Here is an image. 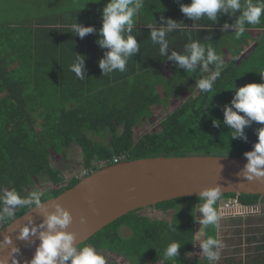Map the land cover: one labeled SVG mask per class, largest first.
I'll return each mask as SVG.
<instances>
[{"label": "trees", "instance_id": "trees-1", "mask_svg": "<svg viewBox=\"0 0 264 264\" xmlns=\"http://www.w3.org/2000/svg\"><path fill=\"white\" fill-rule=\"evenodd\" d=\"M190 2L144 0L135 26L140 33L137 36L140 51L129 59L126 72L114 71L107 76L98 63L106 51L97 44L98 31L83 39L71 31L76 21L99 30L102 9L108 0H99L100 4L95 0H45L44 9L40 11L33 8L34 5L22 3V24L15 27L0 22V188H15L22 196H27L37 191L31 190L36 185V177L47 174L53 187L41 192L45 200L58 196L79 182L74 177L70 183H65L55 162L56 156H63L74 144L82 149L86 169L102 160L112 164L116 156H122V160L186 155L245 157V152L253 150L258 142L256 130L264 125L253 122L246 127L247 141L232 139L231 129L223 124V108L233 99L235 87L264 83L260 74L264 69L258 70L256 65L264 46L254 42L264 36V16L259 24L245 26L242 38L236 41L239 47L230 53V61L212 92L203 93L198 89L196 96L159 119V130L135 136L140 124L155 117L153 106L169 95L170 91L162 97L158 86H169L175 76L194 80L184 69H179L176 62L159 54V46L151 42V29L147 25L158 27L157 23L164 24L167 18L186 25L169 35L167 55L173 50L182 51L188 34L212 44L231 34L234 36L232 29L227 33L221 29L226 21L235 22L241 14L239 10L235 16L224 15L219 23L193 21L180 9L181 3ZM33 20L41 23L34 27ZM197 23V27H193ZM133 34L136 35V31ZM250 48L253 52L248 57L250 53L245 52ZM76 54L86 57L84 80L70 70ZM165 69L171 73L170 81ZM182 82L184 84L179 80L175 86L180 87ZM220 97L228 98L225 104L216 103ZM213 118L221 121L219 127L213 125ZM60 184L65 187L59 189ZM236 196L221 195L216 207L219 209L221 202ZM239 200L245 205H256L264 202V195L241 194ZM181 202H187L189 207L178 210ZM199 203L198 197H183L149 207L163 213L175 210L169 221L140 211L131 212L106 226L87 243L124 255L133 262L191 264L189 255L198 250L202 253L199 241L210 236L212 229V226L202 228L193 217L192 209ZM32 207L16 209L11 221ZM169 224L177 231L169 229ZM121 227H128L131 235L123 237ZM262 240L259 251L264 250V237ZM174 241L181 245L179 255L165 260L164 251ZM229 261L234 260L231 257ZM251 261H264V251ZM207 263L203 256L196 264Z\"/></svg>", "mask_w": 264, "mask_h": 264}, {"label": "clouds", "instance_id": "clouds-1", "mask_svg": "<svg viewBox=\"0 0 264 264\" xmlns=\"http://www.w3.org/2000/svg\"><path fill=\"white\" fill-rule=\"evenodd\" d=\"M95 2L98 3L99 0H95ZM142 8H144V0H108L102 9V27L99 30L94 26H84L77 21L72 25L71 33L78 34L81 39L98 31L97 44L102 49H106L103 58L98 62L104 76L114 71L126 72L129 59L140 51L141 43L137 41V36L140 33L135 26ZM180 9L186 17L193 21L203 19L213 23H219V19L224 15L235 16L239 10L241 14L235 22L230 24L226 21L221 29L225 33L232 29L234 36L238 39L245 32L246 25H257L261 22V17L264 16V0H191L188 4L181 3ZM161 20L163 21L164 17H161ZM157 24L158 27L151 24L147 26L151 29V42L159 46V54L176 62L178 67L184 69L189 76L197 74L196 88L201 92H212L215 82L221 77L222 71L226 67L224 57L218 54L212 43L193 39L191 34H188V42L182 51L173 50L171 55H167L170 49L169 35L186 25L171 18H167L164 24ZM197 25L198 23L193 27H197ZM134 31H136V35L133 34ZM206 39L210 40V38ZM85 59V56L76 54V59L70 68L80 80H84L85 77ZM205 73L208 74L204 75ZM260 74L264 76V73ZM233 90L235 92L233 99L223 108V124L231 129L232 139L239 138L247 141L246 127L251 126L253 122L264 125V83H250L239 88L235 87ZM220 124L219 119L213 118L214 126L219 127ZM256 132L258 142L255 143L253 150L244 153L247 163L241 172L248 180L264 178V126L258 128ZM96 163H93L90 168L92 171L89 174L94 172L93 169L102 168H94ZM108 165H113V162ZM82 171L74 173L68 180H65V183H70L75 175ZM64 187V184L58 185L59 189ZM50 189L52 187L48 190ZM0 192H2L0 194V223L11 222L18 208L43 207L42 199H46L45 194L38 190L30 192L27 196H22L15 188L11 190L0 188ZM221 195L220 186L205 188L198 196L200 203L192 209L193 217L203 226L202 228L212 226L216 230L215 236L210 235L199 241L202 249L201 254L206 258L208 264H215L220 260L221 250L224 248L219 237L221 216L216 207ZM54 209L52 212H45L46 218L39 227H46L47 230L40 232L41 243L33 258L26 261L25 264H106V258L102 252L92 245L77 244L76 233L67 231L73 221L70 211L59 203L54 205ZM197 212L202 215L197 217ZM85 221L86 218L81 217V223ZM168 227L177 231L172 224H169ZM36 231V228L30 229L25 226L21 230L19 238L26 240L30 234L35 235ZM11 244L12 240L9 236H5L4 240L0 241V247ZM180 247L179 242H171L165 249L163 258L165 260L177 258ZM18 253H20L18 247L11 248L9 253L11 264H19ZM0 264H9V259H0Z\"/></svg>", "mask_w": 264, "mask_h": 264}, {"label": "water", "instance_id": "water-1", "mask_svg": "<svg viewBox=\"0 0 264 264\" xmlns=\"http://www.w3.org/2000/svg\"><path fill=\"white\" fill-rule=\"evenodd\" d=\"M246 157L219 155L157 156L124 160L102 167L83 177L76 185L56 197L32 207L0 229V241L11 237L12 244L0 247V259H11L12 247H18L19 264L35 255L41 243L39 226L45 212L56 203L73 216L67 231L76 233L77 244H84L109 224L131 212L183 197H198L205 188L220 186L224 194L264 195V178L248 180L242 174ZM240 173V174H239ZM81 217L86 221L81 223ZM36 228L35 235L19 238L23 227Z\"/></svg>", "mask_w": 264, "mask_h": 264}, {"label": "rangeland", "instance_id": "rangeland-1", "mask_svg": "<svg viewBox=\"0 0 264 264\" xmlns=\"http://www.w3.org/2000/svg\"><path fill=\"white\" fill-rule=\"evenodd\" d=\"M22 3L24 4L28 3L30 5H34L35 8L38 11H40L41 9H44L45 0H0V22L3 25L7 24V26L12 25L15 27L18 24H20L21 23L20 11H22V7H21ZM241 38L242 37L240 36L237 39L235 36H232L231 34L230 36L225 37L224 40L221 39V42L216 43L215 41V43L212 44L217 50L218 54H221L224 57L226 65L227 62L230 61L231 58L230 53H232L235 50V48L239 47V43H237L236 41L240 40ZM254 42H256V44L258 43V45L260 46L262 45L264 46V36L260 37L258 41H254ZM261 51L263 55L260 54L261 57L257 59V63H256V65H258L257 66L258 70L264 69V48ZM252 52L253 50H251L250 48L245 53L246 55L250 53L248 55V57H250ZM251 58H252L251 62H253L254 61L253 56ZM197 71L199 73V70ZM165 72L167 74L166 77L168 78V81H170L171 73L168 71V69H165ZM190 77H192L194 80L188 79V77H184V76H182L181 78L182 80H181L179 76L178 77L175 76L174 78H171L170 81L171 84H169V86L167 87H165V85L158 86V91L162 95V97H164V94L168 91H170L171 93L173 92V94L169 92L168 96H165V98L162 99V101L161 100L159 101V105L153 106L155 117L152 118V120L146 121L137 127V129L135 130L136 137H139L141 134L145 132H152L159 130L160 129L159 119L164 118L170 112L180 107L190 97L192 96L194 97L198 94V88H196L198 75L193 74ZM261 79L264 81V76H262ZM179 80L184 81V84L182 82L180 84V87L178 86L176 87L175 84ZM159 93H157V95ZM227 100L228 98L220 97V101L215 100L214 102L217 101L216 102L217 104L220 102L225 104ZM71 154H73V158L76 155H78V157L82 156L76 151H72ZM64 158L61 156H56V160L58 163L57 166L61 169L62 174L65 173V175H68L69 172H71V170H69L67 167L68 160H66V157ZM71 169L72 171H74L73 168ZM51 187L53 186L50 176H48L47 174H42L36 177V185L33 186L31 190L47 191ZM216 206H218V203ZM257 206H258V210H256V213L246 217L245 216L244 217L229 216L226 218L221 217L219 237L224 244V248L221 250L220 260L216 261L215 264H228L229 263L228 261L231 257L233 258L234 261H239L248 264L247 261H251L252 258L257 257L258 253L261 252L259 251L258 246L262 243L263 241L262 239L264 237V202L258 203ZM187 207H189L187 202H181L179 204L178 210L179 209L183 210V208H187ZM175 212H176L175 210H171L163 213L157 211L156 209H150V208L140 211L141 214L149 215L152 218L163 219L166 221L171 220ZM201 215L202 214L199 212H197L196 214L197 217ZM120 232L123 237H128L132 233L128 227H121ZM209 233L212 236H215L216 235L215 228L212 227ZM123 256L124 255L118 256L107 253L106 264H120L121 261H125ZM109 258L113 260L111 261V263H109L110 261H108ZM202 259H203V255L201 254V250L195 251L194 253L189 255V260L191 264H196L197 261H200ZM129 263L133 264V261H130ZM135 264H144V263H139L135 261ZM146 264H149V261Z\"/></svg>", "mask_w": 264, "mask_h": 264}, {"label": "built area", "instance_id": "built-area-1", "mask_svg": "<svg viewBox=\"0 0 264 264\" xmlns=\"http://www.w3.org/2000/svg\"><path fill=\"white\" fill-rule=\"evenodd\" d=\"M121 157L120 156L114 157V159L112 160L113 164L119 163L122 160ZM108 163L109 161H105V160L99 161L94 165V168L104 167L108 165ZM91 171H92L91 169L83 170L82 172L76 174L75 178L81 179L84 176L88 175ZM256 210H258L257 205H245L239 200V196H236L221 204V206L219 207V214L223 218H226L229 216H232V217H239V216L244 217L245 216L246 217L251 214H255ZM2 225L3 224L0 223V228L2 227Z\"/></svg>", "mask_w": 264, "mask_h": 264}, {"label": "crops", "instance_id": "crops-1", "mask_svg": "<svg viewBox=\"0 0 264 264\" xmlns=\"http://www.w3.org/2000/svg\"><path fill=\"white\" fill-rule=\"evenodd\" d=\"M28 6H30V4L28 5ZM35 6H33V8H34ZM33 23L35 24L34 25V27H37L38 25L37 24H39V23H41V22H38V21H36V20H33ZM99 36V35H98ZM69 150H70V152H69ZM69 150H67L66 152H65V154L63 155V156H61V157H66V160H68V169L69 170H71V172H69V174L68 175H65V173H63L62 175H63V178H64V180H68L72 175H73V173H75V172H78V171H82L83 169H84V161H83V154H82V149H81V147H79L78 145H72L70 148H69ZM72 151H76V152H78L79 154H81L82 156L81 157H78V155H76L74 158H73V154H71V152ZM69 157V158H68ZM71 158V159H70ZM65 159V158H64ZM55 162H57V161H55ZM56 164H58V163H56ZM71 168H73V170L74 171H72V169ZM261 250V252L262 251H264V250H262V249H260ZM130 261H121V263L120 264H130L129 263ZM229 263L228 264H246V263H243V262H239V261H228ZM109 263H111V261L109 262ZM247 263L248 264H264V261H247ZM133 264H135V262H133Z\"/></svg>", "mask_w": 264, "mask_h": 264}, {"label": "flooded vegetation", "instance_id": "flooded-vegetation-1", "mask_svg": "<svg viewBox=\"0 0 264 264\" xmlns=\"http://www.w3.org/2000/svg\"><path fill=\"white\" fill-rule=\"evenodd\" d=\"M147 209V208H146ZM146 209H143V210H146ZM84 244H88V245H92L93 246V244L92 243H84ZM100 252H102L103 253V255L105 256V258H107L106 256H107V253L108 254H114V255H118V254H115L114 252H111V251H108L107 249H105V248H102V250L101 249H98ZM106 252V253H105ZM118 256H120V255H118ZM123 258H124V260L125 261H128L129 259H127L125 256H123ZM108 261H113V260H111V258H109V260ZM115 261V260H114ZM130 261V260H129Z\"/></svg>", "mask_w": 264, "mask_h": 264}]
</instances>
